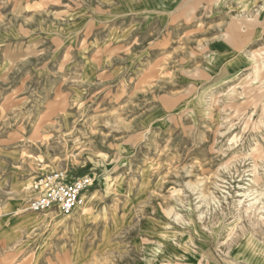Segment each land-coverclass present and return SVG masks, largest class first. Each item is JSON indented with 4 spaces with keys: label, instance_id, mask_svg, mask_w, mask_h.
Returning <instances> with one entry per match:
<instances>
[{
    "label": "rangeland",
    "instance_id": "374dc122",
    "mask_svg": "<svg viewBox=\"0 0 264 264\" xmlns=\"http://www.w3.org/2000/svg\"><path fill=\"white\" fill-rule=\"evenodd\" d=\"M0 264H264V0H0Z\"/></svg>",
    "mask_w": 264,
    "mask_h": 264
},
{
    "label": "built area",
    "instance_id": "2783aa9c",
    "mask_svg": "<svg viewBox=\"0 0 264 264\" xmlns=\"http://www.w3.org/2000/svg\"><path fill=\"white\" fill-rule=\"evenodd\" d=\"M92 182L90 175L69 179L63 172L46 174L34 182L27 210L30 213L54 210L61 216H70L81 202V195L93 187Z\"/></svg>",
    "mask_w": 264,
    "mask_h": 264
},
{
    "label": "bare ground",
    "instance_id": "6f19581e",
    "mask_svg": "<svg viewBox=\"0 0 264 264\" xmlns=\"http://www.w3.org/2000/svg\"><path fill=\"white\" fill-rule=\"evenodd\" d=\"M253 66H254V67H253V70H254L255 73L257 74L258 71L261 69V66H258V64H253ZM82 195H83V194H82ZM82 195H81V196H82ZM80 201H81V198H80ZM81 203H82V201L79 203V205H80ZM79 205H78V207H79ZM78 207H77V208H78ZM77 208H76V209H77Z\"/></svg>",
    "mask_w": 264,
    "mask_h": 264
},
{
    "label": "crops",
    "instance_id": "0c3cea01",
    "mask_svg": "<svg viewBox=\"0 0 264 264\" xmlns=\"http://www.w3.org/2000/svg\"><path fill=\"white\" fill-rule=\"evenodd\" d=\"M261 1V0H260Z\"/></svg>",
    "mask_w": 264,
    "mask_h": 264
}]
</instances>
